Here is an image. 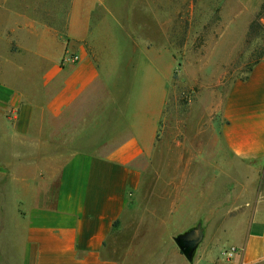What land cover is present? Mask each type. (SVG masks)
<instances>
[{
    "label": "crops",
    "instance_id": "crops-1",
    "mask_svg": "<svg viewBox=\"0 0 264 264\" xmlns=\"http://www.w3.org/2000/svg\"><path fill=\"white\" fill-rule=\"evenodd\" d=\"M131 1L0 0V264H177L197 156L215 179L233 180L234 163L264 171V58L228 91L213 146L159 148L171 69L154 44L169 26L153 10L136 22ZM175 150L196 163L159 175L155 153ZM241 189L221 210L249 219L231 263L264 264V194L249 205Z\"/></svg>",
    "mask_w": 264,
    "mask_h": 264
},
{
    "label": "rangeland",
    "instance_id": "rangeland-1",
    "mask_svg": "<svg viewBox=\"0 0 264 264\" xmlns=\"http://www.w3.org/2000/svg\"><path fill=\"white\" fill-rule=\"evenodd\" d=\"M131 2L134 12L132 17L136 22H145L146 12L149 18L150 11L153 10L152 22H163L162 24L169 26L168 43L154 44L155 48H160L159 51L164 56L163 62H169L171 69L157 146H180L197 150L213 146L216 141L215 132L219 130L216 124L220 125L221 111L228 91L236 81L246 77L256 62L264 58V39L255 34L247 35L249 24L255 19L264 0ZM147 20L149 22L150 18ZM213 122H216L215 126ZM161 152L155 153L154 160L159 175L162 173L161 165L164 161L177 163L183 158V163H196L194 151L185 155H178L177 150L167 155ZM197 157L202 166L200 171H195V165L187 172L192 182L186 189L192 192V199H187L183 205L182 213L185 216L180 219L178 226L185 232L201 223L205 229L204 238L191 261L178 256L176 263L230 264L236 259V240L242 237L249 219L236 218L237 213L231 214L233 218H224L221 216L225 213L221 210L231 206L236 208L243 203L246 197L239 195L242 191L241 185L247 186L250 200L248 204L252 205L256 192L264 194V171H253L234 163L237 169L232 172L233 180L225 177L215 179L211 170L204 167L209 163V156ZM218 157V166L226 165L230 168L231 162L227 160L228 156L224 152L220 151ZM232 187L234 196L230 197L226 193H230ZM144 190L143 183L139 210L145 209ZM166 190L159 182L157 195L161 198L162 191ZM169 190L172 191L173 188ZM196 191H200V194ZM171 243L175 244L173 241ZM231 248L235 249V253L228 257L226 252Z\"/></svg>",
    "mask_w": 264,
    "mask_h": 264
},
{
    "label": "water",
    "instance_id": "water-1",
    "mask_svg": "<svg viewBox=\"0 0 264 264\" xmlns=\"http://www.w3.org/2000/svg\"><path fill=\"white\" fill-rule=\"evenodd\" d=\"M204 232L205 229L202 224L198 223L173 239L179 251L187 260L191 261L193 259L198 246L203 241Z\"/></svg>",
    "mask_w": 264,
    "mask_h": 264
},
{
    "label": "trees",
    "instance_id": "trees-1",
    "mask_svg": "<svg viewBox=\"0 0 264 264\" xmlns=\"http://www.w3.org/2000/svg\"><path fill=\"white\" fill-rule=\"evenodd\" d=\"M261 21H264V3L261 5L255 19L249 24L247 35L255 34L264 39V23ZM180 253L182 254V252Z\"/></svg>",
    "mask_w": 264,
    "mask_h": 264
},
{
    "label": "built area",
    "instance_id": "built-area-1",
    "mask_svg": "<svg viewBox=\"0 0 264 264\" xmlns=\"http://www.w3.org/2000/svg\"><path fill=\"white\" fill-rule=\"evenodd\" d=\"M66 61L70 62V63H76L79 61V58H78V56H71V57L67 58ZM234 253H235L234 248H231L230 250H228V252H226L228 257L232 256Z\"/></svg>",
    "mask_w": 264,
    "mask_h": 264
}]
</instances>
